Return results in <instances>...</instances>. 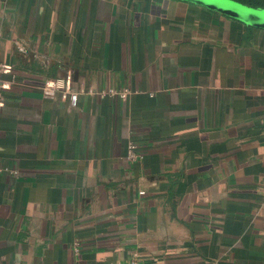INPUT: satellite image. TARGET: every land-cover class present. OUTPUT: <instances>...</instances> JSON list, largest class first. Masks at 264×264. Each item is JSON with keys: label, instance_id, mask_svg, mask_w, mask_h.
<instances>
[{"label": "crops", "instance_id": "1", "mask_svg": "<svg viewBox=\"0 0 264 264\" xmlns=\"http://www.w3.org/2000/svg\"><path fill=\"white\" fill-rule=\"evenodd\" d=\"M1 65L0 264H264V28L189 0H0ZM67 75L130 93L43 94Z\"/></svg>", "mask_w": 264, "mask_h": 264}, {"label": "built area", "instance_id": "2", "mask_svg": "<svg viewBox=\"0 0 264 264\" xmlns=\"http://www.w3.org/2000/svg\"><path fill=\"white\" fill-rule=\"evenodd\" d=\"M9 67L6 65H1L0 70L6 71ZM72 80L69 75L64 78H50L43 82L41 85V90L43 94L48 96L58 95L61 100L67 101L70 106H75L78 101L80 94H86L90 96H96L99 98L108 96L125 99L130 91L127 88L115 89V88H98L94 89L91 87H80L79 89H74L71 84ZM11 85L10 81H6L0 78V110L5 104L4 91L8 89ZM144 153L139 149L138 144L129 140L127 143L126 157L131 162L141 161L143 159ZM141 194L144 191H140ZM75 250H78L76 247ZM124 264H140V260L137 256L132 257L130 260L126 261Z\"/></svg>", "mask_w": 264, "mask_h": 264}, {"label": "water", "instance_id": "3", "mask_svg": "<svg viewBox=\"0 0 264 264\" xmlns=\"http://www.w3.org/2000/svg\"><path fill=\"white\" fill-rule=\"evenodd\" d=\"M247 24L264 28V9L251 7L235 0H189Z\"/></svg>", "mask_w": 264, "mask_h": 264}, {"label": "trees", "instance_id": "4", "mask_svg": "<svg viewBox=\"0 0 264 264\" xmlns=\"http://www.w3.org/2000/svg\"><path fill=\"white\" fill-rule=\"evenodd\" d=\"M241 1H244V0H241Z\"/></svg>", "mask_w": 264, "mask_h": 264}]
</instances>
